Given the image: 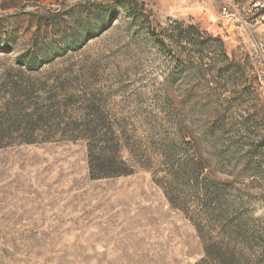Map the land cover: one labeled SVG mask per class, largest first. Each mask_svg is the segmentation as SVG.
<instances>
[{
    "label": "rangeland",
    "instance_id": "374dc122",
    "mask_svg": "<svg viewBox=\"0 0 264 264\" xmlns=\"http://www.w3.org/2000/svg\"><path fill=\"white\" fill-rule=\"evenodd\" d=\"M261 10L0 0V264H264Z\"/></svg>",
    "mask_w": 264,
    "mask_h": 264
},
{
    "label": "trees",
    "instance_id": "16d2710c",
    "mask_svg": "<svg viewBox=\"0 0 264 264\" xmlns=\"http://www.w3.org/2000/svg\"><path fill=\"white\" fill-rule=\"evenodd\" d=\"M262 0H252L253 3H258V2H261ZM261 14L260 15H264V10H261ZM164 43V41H163ZM92 135H94L96 133V130L92 131L91 132ZM117 161L115 159H113L112 157H104V158H101L99 156H96V157H93L90 159V167L92 168V173H93V167L96 166V173H102L103 171H105V169L107 167H116L117 165ZM183 164H186V165H183ZM120 169V172H118V174H125L127 172H125V168H123V165H118ZM183 166V167H181ZM179 167H181V169L185 170L184 172L186 173V175L188 174L189 176L190 175H193L194 173H196V171L198 170V163H194V164H190L188 162H185V163H181V165H179ZM98 171V172H97ZM95 177V176H94ZM238 235L241 236L242 238L244 239H241V240H235V239H232L235 235ZM226 234L229 236V241L227 243L224 242L223 244V241L221 242V245L223 248H225L226 250L228 251H234V250H230V246L233 245V244H236L238 242H245L247 243V241L250 240V234H251V231L250 230H247L246 228H244L243 226L239 225V226H236V225H233V224H230L228 226H226ZM221 247V248H222ZM238 254H241V252L239 251ZM225 264V262H221V264Z\"/></svg>",
    "mask_w": 264,
    "mask_h": 264
}]
</instances>
